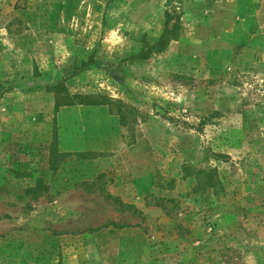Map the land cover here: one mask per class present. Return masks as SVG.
Instances as JSON below:
<instances>
[{"label":"rangeland","instance_id":"obj_1","mask_svg":"<svg viewBox=\"0 0 264 264\" xmlns=\"http://www.w3.org/2000/svg\"><path fill=\"white\" fill-rule=\"evenodd\" d=\"M0 85V264H264V0H0Z\"/></svg>","mask_w":264,"mask_h":264},{"label":"trees","instance_id":"obj_2","mask_svg":"<svg viewBox=\"0 0 264 264\" xmlns=\"http://www.w3.org/2000/svg\"><path fill=\"white\" fill-rule=\"evenodd\" d=\"M169 23H170V19L166 18L164 29H163V32H162L160 38L154 43H149V42L145 41L140 52H139V55H141L142 57H147L151 53L163 51L167 47L168 43L171 40L175 39V37L177 35L178 24L175 21L171 25H169ZM9 89H10V86L4 87V86L0 85V98ZM73 102L74 101H72V100H65L64 101V103H66V104H72ZM103 102L104 101L98 102V101L88 100L85 102V104H101ZM30 190L34 191L35 187H33V188L29 187L28 191H30Z\"/></svg>","mask_w":264,"mask_h":264}]
</instances>
